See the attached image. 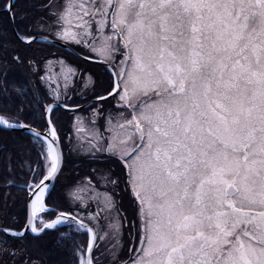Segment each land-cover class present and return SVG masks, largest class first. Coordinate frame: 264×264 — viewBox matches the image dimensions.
<instances>
[{
	"label": "snow or ice",
	"instance_id": "1",
	"mask_svg": "<svg viewBox=\"0 0 264 264\" xmlns=\"http://www.w3.org/2000/svg\"><path fill=\"white\" fill-rule=\"evenodd\" d=\"M0 10V264H264V0Z\"/></svg>",
	"mask_w": 264,
	"mask_h": 264
},
{
	"label": "trees",
	"instance_id": "2",
	"mask_svg": "<svg viewBox=\"0 0 264 264\" xmlns=\"http://www.w3.org/2000/svg\"><path fill=\"white\" fill-rule=\"evenodd\" d=\"M0 16H3V11L0 10ZM17 182H21L19 179ZM12 195L19 197L22 193L18 192L15 187L10 189ZM64 229L61 228L60 231H63ZM55 248L56 255L54 258L55 264H71L72 255L69 248L60 246L56 247L53 243V240L47 237L42 238V250L39 252V255L42 258L49 259V257L46 256V251L48 249Z\"/></svg>",
	"mask_w": 264,
	"mask_h": 264
},
{
	"label": "rangeland",
	"instance_id": "3",
	"mask_svg": "<svg viewBox=\"0 0 264 264\" xmlns=\"http://www.w3.org/2000/svg\"><path fill=\"white\" fill-rule=\"evenodd\" d=\"M83 66V65H82ZM83 67H89V66H83ZM68 171H70L69 169H66V173L68 172ZM69 178H71V177H69ZM62 179H64V177H62Z\"/></svg>",
	"mask_w": 264,
	"mask_h": 264
}]
</instances>
